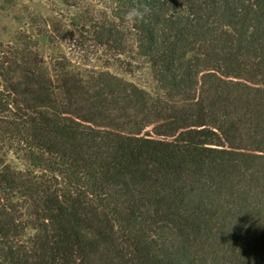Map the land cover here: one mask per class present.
I'll return each instance as SVG.
<instances>
[{"label":"trees","instance_id":"obj_1","mask_svg":"<svg viewBox=\"0 0 264 264\" xmlns=\"http://www.w3.org/2000/svg\"><path fill=\"white\" fill-rule=\"evenodd\" d=\"M85 1L155 92L1 49L0 264H264V0Z\"/></svg>","mask_w":264,"mask_h":264},{"label":"rangeland","instance_id":"obj_2","mask_svg":"<svg viewBox=\"0 0 264 264\" xmlns=\"http://www.w3.org/2000/svg\"><path fill=\"white\" fill-rule=\"evenodd\" d=\"M95 6L90 0L83 3L84 8L90 7L91 16L101 18L102 7ZM73 15L75 11L64 0H0V57L1 49L18 46V37L26 34L39 43L40 55L47 62L67 58L83 73L106 71L155 92L148 68L113 58L94 43L91 35L72 27Z\"/></svg>","mask_w":264,"mask_h":264},{"label":"clouds","instance_id":"obj_3","mask_svg":"<svg viewBox=\"0 0 264 264\" xmlns=\"http://www.w3.org/2000/svg\"><path fill=\"white\" fill-rule=\"evenodd\" d=\"M152 9L146 3H137L129 7L123 14V22L129 26L146 22V17L151 14Z\"/></svg>","mask_w":264,"mask_h":264}]
</instances>
